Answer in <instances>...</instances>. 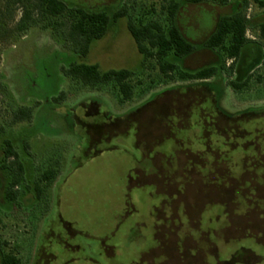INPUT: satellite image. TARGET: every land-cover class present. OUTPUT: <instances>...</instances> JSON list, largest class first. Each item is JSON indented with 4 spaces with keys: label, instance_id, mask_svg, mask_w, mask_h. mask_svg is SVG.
Here are the masks:
<instances>
[{
    "label": "rangeland",
    "instance_id": "rangeland-1",
    "mask_svg": "<svg viewBox=\"0 0 264 264\" xmlns=\"http://www.w3.org/2000/svg\"><path fill=\"white\" fill-rule=\"evenodd\" d=\"M61 1L110 15L126 9L136 26L169 28V0ZM174 1L196 48L177 65L220 67L208 81L144 62L127 17L82 58L41 30L65 18L42 19L33 0H0V163L9 140L24 168L16 201L7 196L14 173L0 168V260L11 252L22 264H253L255 254L264 264V0ZM27 7L37 29L21 34ZM235 11L251 42L233 61L204 45ZM73 62L131 71L132 99L114 84L64 76ZM239 80L246 85L236 90ZM49 169L58 171L51 185L42 181Z\"/></svg>",
    "mask_w": 264,
    "mask_h": 264
},
{
    "label": "trees",
    "instance_id": "trees-1",
    "mask_svg": "<svg viewBox=\"0 0 264 264\" xmlns=\"http://www.w3.org/2000/svg\"><path fill=\"white\" fill-rule=\"evenodd\" d=\"M24 1L31 0H12V5L23 4ZM170 4V22L166 31L159 23L152 22L147 25L136 26L126 9H119L113 15L106 11L85 10L79 7L68 6L61 0H33L32 9L36 10L42 19L65 18V23L48 22L41 30L43 32L53 30L59 36L62 44L67 43L72 53L82 58L88 56L92 43L106 36L110 25L121 18L127 17L128 29L134 38L138 50L143 55L144 62L150 58H155L161 71L168 77L169 74L178 72L181 80L188 81H208L220 73L221 68L217 66H208L199 70L189 72L183 71L177 65L185 57L192 54L196 48L183 35L176 23V15L179 5L174 0H169ZM190 4H202L211 2L219 6H227L230 0H186ZM245 4L248 5L247 0ZM264 7V1H259ZM33 14L30 9L25 8L21 19L17 25V30L21 34H26L37 27L29 26L27 20ZM66 29L60 31L62 27ZM260 35L264 38V24L260 26ZM62 33V34H61ZM247 19L246 16L235 11L231 16L221 18L214 32L205 42V47L211 50H220L225 56L233 61L241 58L243 50L251 42L247 37ZM64 76L82 83L86 87L96 88L101 85L114 84L118 87L124 101H129L133 97V88L129 83L132 72L126 69L109 70L102 72L98 65H87L84 63H70L68 67H63ZM233 69L229 71L232 76ZM205 84V83H204ZM203 84V85H204ZM208 85V84H205ZM246 83L240 80L231 83L234 89L243 88ZM22 119L30 120L31 111L21 109ZM2 170H9L14 173V178L7 190V196L10 201H16L17 194L13 189L21 184L24 179V168L19 162V154L13 143L9 140L5 142L3 159L0 163ZM58 177V171L49 169L42 176V181L47 184H53ZM0 264H22L21 260L11 252H3Z\"/></svg>",
    "mask_w": 264,
    "mask_h": 264
},
{
    "label": "flooded vegetation",
    "instance_id": "flooded-vegetation-1",
    "mask_svg": "<svg viewBox=\"0 0 264 264\" xmlns=\"http://www.w3.org/2000/svg\"><path fill=\"white\" fill-rule=\"evenodd\" d=\"M259 34H260V31H259ZM261 36V35H260ZM262 37V36H261ZM264 39V38H263ZM250 44V43H249ZM219 98V97H218ZM219 106V105H218ZM220 108V107H219ZM220 111H222L221 109H220ZM251 257H252V260L254 261L253 262V264H256V263H258L259 262V260H256V259H258V258H260L259 256H256L255 254H253V255H251ZM230 264H233V263H230ZM243 264H247V263H245V262H243ZM252 264V263H251Z\"/></svg>",
    "mask_w": 264,
    "mask_h": 264
}]
</instances>
